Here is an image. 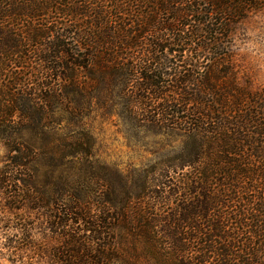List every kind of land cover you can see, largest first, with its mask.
Returning a JSON list of instances; mask_svg holds the SVG:
<instances>
[{
	"label": "trees",
	"instance_id": "1",
	"mask_svg": "<svg viewBox=\"0 0 264 264\" xmlns=\"http://www.w3.org/2000/svg\"><path fill=\"white\" fill-rule=\"evenodd\" d=\"M263 7L0 0V230L13 261L264 264V89L240 82L233 52ZM95 107L183 143L137 191L78 194L56 169L92 153L79 119Z\"/></svg>",
	"mask_w": 264,
	"mask_h": 264
},
{
	"label": "rangeland",
	"instance_id": "2",
	"mask_svg": "<svg viewBox=\"0 0 264 264\" xmlns=\"http://www.w3.org/2000/svg\"><path fill=\"white\" fill-rule=\"evenodd\" d=\"M233 52L240 82L263 90L264 7L238 25ZM79 121L82 130L92 138V153L65 161L57 167L56 176L66 179L71 189L82 195H104L110 190V183L117 194H121L122 183L137 191L142 171L172 155L183 143L182 135L134 123L123 115H110L97 107ZM65 128L66 122H62V134L67 132ZM74 131L79 134L76 127ZM9 156L0 143V166ZM43 177L40 179L44 180ZM7 236V231L0 230V264H23L12 260L5 245Z\"/></svg>",
	"mask_w": 264,
	"mask_h": 264
}]
</instances>
